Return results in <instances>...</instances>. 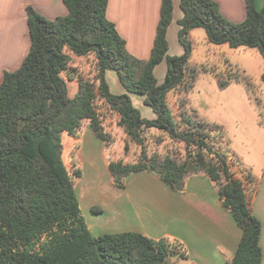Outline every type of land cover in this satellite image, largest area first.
<instances>
[{
    "label": "trees",
    "instance_id": "obj_1",
    "mask_svg": "<svg viewBox=\"0 0 264 264\" xmlns=\"http://www.w3.org/2000/svg\"><path fill=\"white\" fill-rule=\"evenodd\" d=\"M244 1L245 19L231 23L213 0H179L178 40L184 54L169 57L166 35L173 4L161 0L147 60L129 54L115 25L107 20L109 0H62L67 14L53 20L31 6L25 8L29 48L15 70L3 72L0 82V264H169L174 256L186 259L177 241L154 240L136 232L97 237L90 233L75 190L82 172L74 162L72 171L66 167L62 143L63 134L78 138L86 123L107 148L111 147L107 132L116 129L142 148L150 130L183 144L186 155L181 162L170 156L148 157L144 149L133 163L109 160L113 186L124 188L128 176L146 172L180 194L187 177L205 174L242 232L230 264H261V225L250 212L245 188L231 173L230 153L226 147H216L213 134L218 127L184 115L181 127L167 103L170 92L182 87L187 93L194 87L191 29L202 28L216 46L257 49L264 62V7L259 11L255 0ZM72 55L94 58L93 76L78 79L74 96L67 85L77 71L71 67ZM163 61L166 74L158 85L154 69ZM106 71H113L128 93L143 97L155 118H143L127 95L112 94ZM229 81L218 78L217 84L223 90ZM106 118H115V130L109 122L105 126Z\"/></svg>",
    "mask_w": 264,
    "mask_h": 264
},
{
    "label": "crops",
    "instance_id": "obj_2",
    "mask_svg": "<svg viewBox=\"0 0 264 264\" xmlns=\"http://www.w3.org/2000/svg\"><path fill=\"white\" fill-rule=\"evenodd\" d=\"M213 1L217 3L221 15L229 22L241 23L245 19L244 0ZM172 4V20L166 35L167 55L180 57L184 54V48L178 40L180 30L178 21L182 18V13L179 0H172ZM160 5L161 0H109L107 4L105 14L107 20L115 25L129 54L139 60H147L150 56L160 17ZM27 6H31L47 20L67 14L62 0H0V82L3 72L15 70L29 48L25 11ZM255 6L260 11L264 7V0H255ZM188 38L192 46L190 66L194 67L198 61L196 56L198 57L199 54L206 60L212 55L213 61H220L224 66L218 70L219 67L211 63L210 69L215 76L221 73L227 75L228 70L231 69L228 67H235L237 72H242L246 78L254 74L259 80V89L262 93L264 92V84L261 83L264 66L257 55V49L235 50L227 45H213L208 42L202 28L191 29L188 32ZM110 72L114 73L113 71L105 73L110 92L112 93L110 86L112 83L117 87L115 95L125 93V89L117 80V75L115 73L116 76L111 75ZM165 74L166 62L163 61L155 67L154 76L157 80H164ZM73 80L69 82L73 81L72 84L77 91L78 81ZM67 85L69 91L68 81ZM248 87L250 90V86ZM176 91L170 92L167 99L173 97L180 100L182 94ZM170 94L176 95L170 96ZM143 100L136 102L137 105H141V108L138 106L141 116L148 120L154 119V113L144 105ZM190 115L199 121L195 113ZM259 115L256 113L250 120L249 114L247 115L245 127L249 132L256 134V139L251 142L245 141V147H239V152L238 147L237 151L233 152L223 143L221 136L224 126L217 123L208 126L218 127L219 136L220 134L221 136L216 147L228 148L231 157L227 161L231 172H243L248 175L249 184L245 191L250 212L261 225L259 246L262 252L261 264H264V117L259 118ZM113 119L110 118L108 123L111 130H115ZM236 119L241 125L244 124L241 117ZM221 123L226 127V124ZM84 135L89 136V139L95 138L87 123L81 128L78 138L62 135L64 163L66 153L68 165L75 162L83 173L82 169L88 165L84 163V160H90L95 149L104 155L106 167L109 160H115L117 153L115 150L119 147L107 148L104 143H102L104 147H82ZM64 149L67 152H64ZM236 153L241 157H237ZM65 165L68 168L66 163ZM103 190L97 191L96 188L89 187L86 191H80L81 198L76 190L83 215L85 212L90 215V218L86 216L84 218L93 236L136 232L154 240L177 241L182 245L186 259L174 256L170 258L169 264H230L232 262L242 232L230 213L222 206L217 188L205 174L199 173L187 177L184 191L180 194L173 192L155 174L146 172L128 176L124 188H116L111 184L109 188ZM98 194L102 196L100 200L97 199ZM93 208H98L100 212H93Z\"/></svg>",
    "mask_w": 264,
    "mask_h": 264
},
{
    "label": "rangeland",
    "instance_id": "obj_3",
    "mask_svg": "<svg viewBox=\"0 0 264 264\" xmlns=\"http://www.w3.org/2000/svg\"><path fill=\"white\" fill-rule=\"evenodd\" d=\"M257 53L259 59H261L262 61V65L264 66L260 53ZM72 57L73 60L71 62V67L77 70L76 74H74L73 76V79H77L78 81V79L80 78H91L93 74H91L90 71L94 67L93 56L90 55L87 58H77L72 55ZM200 58V54L198 55V57L196 56V60L198 61L196 64H194L197 75L194 82V87L187 93L183 91L182 87L177 89V91L175 90L176 92H180V94H182V98L178 100L176 98L173 99V97H169L167 99L168 105L172 110L176 122L181 127L184 126L183 115L186 117H193L192 115H190L193 113H195L198 120L205 125H210L213 123L221 124L222 126H224L222 136L220 134L223 139V143H225V145H228V147L233 152L237 151L238 147L239 152V147H245V141L251 142L252 140L256 139V134L251 133L246 129L245 121H247L248 114L249 120L256 113L260 114L259 118L260 116L264 117V92L262 93L261 89H259V80L254 74L246 78L243 76L242 72H237L235 67H228L231 69L228 70L227 75L221 73L222 76H215L210 69L211 63H215L216 66L219 67L218 70H220L224 67L220 63V61H213L212 55H210L207 60L205 59V57H203V59L201 58V60ZM110 74L115 75L112 72H110ZM218 78L225 81H227V79L229 78L228 80H230V85L227 88L221 90L217 84ZM114 79L116 80L117 78L115 77ZM162 82V79L157 80L158 85L162 84ZM68 83L70 84L69 95L74 96L76 87L73 86V84L69 81ZM110 86L112 93H117V87H115L112 83ZM248 86H250V90ZM124 91L125 93L123 94L127 95L129 99H131L130 102L132 106L137 110L138 106H140L141 108V105H137L136 102L139 103L141 100H143L142 97L128 93L126 90ZM173 95L175 96L176 94H170V96ZM186 107L188 112L186 110ZM236 117H241L244 124L241 125ZM109 119L107 120L106 118L105 126L107 125V122H109ZM221 122L226 124V127ZM107 136L109 140L108 143L111 147H119L115 150L117 152L115 155V160L122 159L125 163H133L139 160L142 156L143 149L148 157L156 156L159 159H163L165 156H170L178 162L183 161L186 155L183 144L173 142L165 134L157 131L150 130L145 132L143 148L135 143L128 142V139L124 137V134L121 130L116 129L112 133L107 132ZM90 139L89 136H82V147H104L101 141L95 140V138ZM126 142L127 147H125ZM220 143L222 142L220 141ZM226 150L228 151V148ZM64 152L67 151H65L64 149ZM91 157L92 158L90 160H84V163L88 164L89 166L87 165L84 169H82L83 173L80 180L75 181V187L80 194V198L81 190L86 191L89 187H91L93 189L96 188L97 191H101V189L105 190V188H109V186H111L112 184V179L105 165L106 163L104 161V155L100 154L97 149H95L94 154H92ZM237 157H239V155H237ZM64 160L68 168L72 171V165H68L69 162L67 160L66 153ZM71 160L72 159H70V161ZM98 197L99 198L97 199L100 200L102 198L101 194H98ZM83 211H86L84 207ZM84 214V216L90 218L89 213L85 212Z\"/></svg>",
    "mask_w": 264,
    "mask_h": 264
},
{
    "label": "built area",
    "instance_id": "obj_4",
    "mask_svg": "<svg viewBox=\"0 0 264 264\" xmlns=\"http://www.w3.org/2000/svg\"><path fill=\"white\" fill-rule=\"evenodd\" d=\"M213 135H215L217 141L220 139V136H219V132L218 131L215 134H213ZM231 173H232V175H233L234 178H236L237 180H239L242 183L243 187L246 190V188H247V186L249 184L248 175L245 174V173H243V172H240V173L239 172L238 173L231 172Z\"/></svg>",
    "mask_w": 264,
    "mask_h": 264
}]
</instances>
